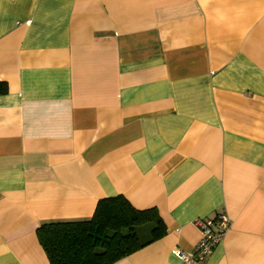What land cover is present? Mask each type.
<instances>
[{
    "label": "crops",
    "instance_id": "obj_1",
    "mask_svg": "<svg viewBox=\"0 0 264 264\" xmlns=\"http://www.w3.org/2000/svg\"><path fill=\"white\" fill-rule=\"evenodd\" d=\"M0 264L122 195L166 232L112 264H264V0H0Z\"/></svg>",
    "mask_w": 264,
    "mask_h": 264
},
{
    "label": "trees",
    "instance_id": "obj_2",
    "mask_svg": "<svg viewBox=\"0 0 264 264\" xmlns=\"http://www.w3.org/2000/svg\"><path fill=\"white\" fill-rule=\"evenodd\" d=\"M165 232L156 208L137 209L116 195L100 199L89 219L43 223L36 235L49 264H112Z\"/></svg>",
    "mask_w": 264,
    "mask_h": 264
},
{
    "label": "built area",
    "instance_id": "obj_3",
    "mask_svg": "<svg viewBox=\"0 0 264 264\" xmlns=\"http://www.w3.org/2000/svg\"><path fill=\"white\" fill-rule=\"evenodd\" d=\"M230 218L225 213H219L212 219L199 218L195 220L201 238L198 244L189 251L174 248L171 252L183 264H201L222 240L230 226Z\"/></svg>",
    "mask_w": 264,
    "mask_h": 264
}]
</instances>
